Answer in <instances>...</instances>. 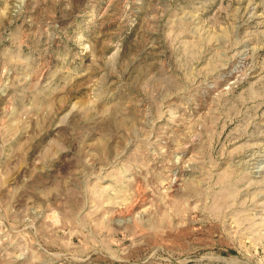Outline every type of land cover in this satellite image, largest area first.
Masks as SVG:
<instances>
[{"label":"rangeland","instance_id":"rangeland-1","mask_svg":"<svg viewBox=\"0 0 264 264\" xmlns=\"http://www.w3.org/2000/svg\"><path fill=\"white\" fill-rule=\"evenodd\" d=\"M0 264H264V0H0Z\"/></svg>","mask_w":264,"mask_h":264},{"label":"bare ground","instance_id":"bare-ground-1","mask_svg":"<svg viewBox=\"0 0 264 264\" xmlns=\"http://www.w3.org/2000/svg\"><path fill=\"white\" fill-rule=\"evenodd\" d=\"M253 158V157H252Z\"/></svg>","mask_w":264,"mask_h":264}]
</instances>
